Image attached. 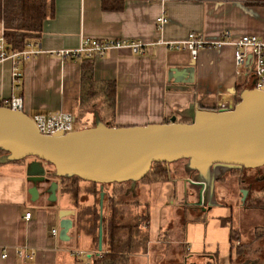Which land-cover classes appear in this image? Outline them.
<instances>
[{"label":"crops","instance_id":"crops-1","mask_svg":"<svg viewBox=\"0 0 264 264\" xmlns=\"http://www.w3.org/2000/svg\"><path fill=\"white\" fill-rule=\"evenodd\" d=\"M47 1L52 13L42 23L36 39L43 52L21 66L18 91L22 96V111L30 117L62 111L73 119L91 122L90 113L94 110L87 112L79 108L85 97L92 98L99 106L96 111L109 126L164 123L173 115L179 122H189L197 107L210 109L218 107L222 100L235 102L237 90L245 79L237 73L235 48L230 45L202 48L195 58L188 51L170 50L163 45H152L143 54H133L127 48L112 49L88 61L80 57L61 60L45 51L74 49L83 39L153 42L158 38L182 40L190 33L215 39L224 31L233 37L250 34L264 40V0ZM104 1L109 7L121 4V8L105 10ZM161 15L167 22L157 29L155 21ZM172 68L185 69L187 75L175 77ZM11 94L10 62L4 60L0 62V101ZM24 165L15 161L0 164V264H92V257L87 259L85 254L97 252L93 247L96 242L92 229L86 228L93 225L96 228L94 218L91 216V224L87 223L85 228L73 217L75 222L71 221L67 240L57 238L56 231L55 236L51 235L55 229V209L43 202L44 183L36 185L39 198L30 199L27 188L32 184L27 182ZM168 172L166 180L157 177L150 183L155 181L157 187L164 186L172 179ZM70 196L75 201V196ZM146 207L149 208L148 203ZM105 211L106 208L102 214L107 215ZM24 212L30 213L26 219ZM143 224L139 225L141 231ZM219 225L226 228V224L219 222ZM73 227L77 232L75 242L82 234L88 238L89 249H72L70 229ZM145 231L142 234L145 239L141 238L140 243L138 236L136 240L130 239L131 245L121 253L124 264L128 260L132 262L133 257L143 264V256L149 259L147 264H164L169 258L175 262L182 251L187 264L199 263L198 256L204 254H212L216 264H222L216 251L192 248L191 245L197 246L195 237L167 232L150 235L147 228ZM121 236L127 239V233ZM134 241L140 245L134 247ZM229 244L231 248L230 237ZM19 249L26 254L30 252L31 257L17 256ZM106 249L102 237V250Z\"/></svg>","mask_w":264,"mask_h":264},{"label":"water","instance_id":"water-1","mask_svg":"<svg viewBox=\"0 0 264 264\" xmlns=\"http://www.w3.org/2000/svg\"><path fill=\"white\" fill-rule=\"evenodd\" d=\"M250 63L251 54L245 61L247 67ZM171 71L175 77L187 75L185 69L172 68ZM237 96L235 102L220 101L217 109L197 107L189 122H179L173 115L164 123L109 126L94 111L92 126L48 135L41 134L23 111L0 106V164L31 158L24 165V174L32 184L27 193L34 201L39 198L36 185L45 181L48 182L47 195L53 199L56 179L76 178L99 185L130 183L133 189L152 164L185 160L184 171L195 173L189 183L197 188L198 203H204L205 192L213 196L215 180L221 172L264 166V87H243ZM44 164L51 166L49 173L54 180L46 178ZM245 195L246 191L242 190V200ZM103 197L101 191L95 255L102 250ZM70 214L67 211L58 214L61 240L68 239ZM85 255L87 259L93 256L92 253ZM198 258L199 263L191 264H216L212 254ZM183 264H187L186 259ZM243 264L251 262L246 260Z\"/></svg>","mask_w":264,"mask_h":264},{"label":"rangeland","instance_id":"rangeland-1","mask_svg":"<svg viewBox=\"0 0 264 264\" xmlns=\"http://www.w3.org/2000/svg\"><path fill=\"white\" fill-rule=\"evenodd\" d=\"M243 87H247L245 82L237 90V95ZM82 103L84 104L80 105L79 108H82V110L86 109L87 112L96 111V108H99L92 101V98L83 97ZM217 108L215 106L210 109ZM90 114H92L90 117L91 122L80 118L79 120L73 119V130L92 126L94 112ZM28 160L30 159L26 158L16 162L25 164ZM185 162V160H179L171 164H152L147 175L136 182L133 189L130 188V183H108L107 185H102V190L105 192V196L107 194L112 196L117 208L122 212L126 220H131L132 224H137L139 220H141L142 224L144 223L143 227L144 225L145 227L142 228V231L140 230V232H143L142 234H146L145 228H147L150 235L167 232L195 237L197 246L191 245L190 242L189 246L191 245L192 248L203 247L202 249L216 251L222 264H228V260H230V264H243L246 260H249L251 264L252 261L254 262L253 264H260L264 261V180H253L254 178L257 179L258 176L264 175V166L253 170L229 169L221 172L220 177L222 178L220 180L216 179L213 196L210 197L205 192L203 196L204 203L199 204L195 194V192L198 193L197 188L195 190L188 181V179L192 180V174H187L184 171ZM43 168L45 173H48L46 178L49 181L54 180L49 173L52 171L51 166L44 164ZM166 170L167 172L169 171L168 173L173 179L167 180V184L164 185L166 187H157L155 181L150 183V180L157 177L166 180ZM27 182L28 184L31 183L30 181ZM56 182L57 188L54 193V199L47 195L48 182H43L45 196L42 199H44L43 202L45 204H50L55 209L54 230L58 238V214L60 212L67 211L72 213L68 218L75 222L74 219L77 217L78 222L83 223L84 227L87 223L91 224V213L93 211H96L97 214L100 213L98 201L101 185L88 183L76 178L56 179ZM76 184L79 186L84 185L85 187H75ZM239 190L246 191L243 202H241L242 197ZM69 193L75 195V201H72ZM105 196L102 201V211L106 208L107 213L106 211L104 213L109 214L110 210L105 203ZM146 202L149 208L146 207ZM74 213H77L76 216ZM146 214H148L149 218L146 222L147 224L144 217ZM73 217L74 219H72ZM85 219H88V221H85ZM219 222L226 224V228L221 227ZM231 226L234 227V231H230ZM90 229H92L95 236V225L89 229L86 228L88 231ZM70 231L73 234L72 249H89L87 246L89 241L86 236L80 234L75 242L74 236L77 232L74 227ZM229 237L232 240L231 248ZM139 245L134 243V247ZM93 247L95 249L98 245ZM183 253L185 252L182 251L175 262L169 258L164 264H183ZM141 260L143 264L149 262L147 256H143ZM131 261L128 260L127 264H138L137 259L134 257ZM123 262L124 259H121L120 264H124Z\"/></svg>","mask_w":264,"mask_h":264},{"label":"built area","instance_id":"built-area-1","mask_svg":"<svg viewBox=\"0 0 264 264\" xmlns=\"http://www.w3.org/2000/svg\"><path fill=\"white\" fill-rule=\"evenodd\" d=\"M155 22L157 29H160L167 22V19L161 15ZM152 45H163L170 50H185L189 52L192 58H195L202 48L219 49L230 45L235 48L234 61L238 69L237 73L245 77L244 82L247 86L256 89L264 87V40L250 34L233 37L229 32L224 31L217 38L208 39L202 34L190 33L182 40L165 41L158 38L153 42L139 39H83L74 49H57L45 52L61 60L76 57L89 59L102 56L112 49L120 48H127L133 54H143ZM41 52L43 50L39 48L36 41H28L20 49H9L2 35V27H0V62L4 60L10 62V83L13 91V94L8 98L0 101V106L22 111V96L18 91L21 85V66ZM249 54H251V63L247 67L245 61ZM244 72L246 73L244 74ZM31 119L41 134L48 135L56 131L67 133L73 130V116L67 112L59 111L46 116L36 114L31 116ZM29 215V212H24L23 217L26 219ZM51 235L55 236L54 229L51 230ZM16 254L19 257H31L30 252L26 254L22 249L17 250Z\"/></svg>","mask_w":264,"mask_h":264},{"label":"trees","instance_id":"trees-1","mask_svg":"<svg viewBox=\"0 0 264 264\" xmlns=\"http://www.w3.org/2000/svg\"><path fill=\"white\" fill-rule=\"evenodd\" d=\"M102 7L105 10H118L121 8V4L109 7L104 1ZM51 13V6L47 0H0V24L2 26V35L8 48L20 49L26 42L36 41L39 37L42 23L51 16ZM80 58L85 61L92 59ZM105 203L110 212L107 215L102 214L101 224L107 249L105 251L102 250L99 255L93 254L91 260L92 264H120L121 253L132 243L130 239L136 240V236H138V243H140V239L144 238L139 228L141 220L137 224H132L131 220H126L122 212L117 208L112 196L106 195ZM91 216L96 224L94 239L97 246L100 215L93 211ZM144 217L145 221H147L148 214L144 215ZM125 233H127L128 240L121 236Z\"/></svg>","mask_w":264,"mask_h":264},{"label":"flooded vegetation","instance_id":"flooded-vegetation-1","mask_svg":"<svg viewBox=\"0 0 264 264\" xmlns=\"http://www.w3.org/2000/svg\"><path fill=\"white\" fill-rule=\"evenodd\" d=\"M200 108H202V107H200ZM203 109H206V108H203ZM25 159H26V158H25ZM25 159H24V160H25ZM27 159H31V158H27ZM240 169L242 170V169H244V168H240ZM240 169H235V170H240ZM245 170H253V169H245ZM190 174H192V180H193V178H194V174H195V173L192 172V173H190ZM220 176H221V175H219L216 179H217V180H220V179L222 178V177H220ZM192 180H191V181H192ZM253 180H256V181L264 180V175L258 176L257 179L254 178ZM188 181H190V180L188 179ZM215 181H216V180H215ZM101 191H103V190H102V185H101ZM101 191H100V192H101ZM239 191H241L240 194H241V197H242V190H239ZM100 192H99V193H100ZM103 192H104V191H103ZM104 196H105V192H104ZM245 196H246V195H245ZM103 198H104V197H103ZM239 199H240V198H239ZM241 199H242V198H241ZM244 199H245V197H244ZM244 199H243V200H244ZM243 200H241V202H243ZM215 201H217V200H215ZM263 227H264V225H263Z\"/></svg>","mask_w":264,"mask_h":264}]
</instances>
